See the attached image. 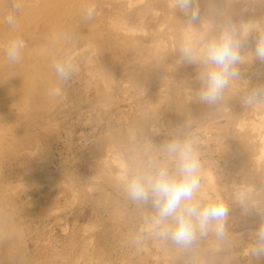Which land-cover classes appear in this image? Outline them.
<instances>
[{
    "label": "rangeland",
    "instance_id": "obj_1",
    "mask_svg": "<svg viewBox=\"0 0 264 264\" xmlns=\"http://www.w3.org/2000/svg\"><path fill=\"white\" fill-rule=\"evenodd\" d=\"M123 1L80 0V6H83L85 10L93 9V16L91 19H86V12L83 13L84 17L76 22L78 37L64 35L59 44L51 47L49 52L44 54L45 56L39 57V61H43L41 62L43 71L50 77L47 82H41V84L39 82L40 88L30 86L27 82L29 78L25 79L26 76L22 78L21 85L16 84L17 87L10 82L0 83V107L5 104V107L2 105L1 109L8 112V115H0V121L2 120L0 142H3L1 145L4 150L0 151L2 162H0V181L2 182H0V264H177V262L178 264H200L201 258L197 257L200 256L198 255L200 245L206 246L209 252L214 251V254L231 249L244 263L249 261L250 256L246 252L249 244H246L250 243L253 232L261 222H264V219L260 217L264 213V176L259 177L261 171L254 165L249 166L246 176L240 174L230 154L231 149L241 142L247 132L250 134L254 132L252 121L248 124L249 128L248 125L240 128L237 125L228 124L233 109L219 104L201 103L197 97L201 66L198 63L185 61L181 57L180 49L183 44H192L193 41L195 44L192 45L199 47L205 38L217 34L228 19L233 18L234 22L239 23L237 18L243 13L255 15L257 10L251 1L245 0H195L200 9V21L190 24L189 18L175 9V0L171 2L170 0H143L142 2L138 0L139 4L135 0H133L134 4L132 0ZM21 2L22 0H0L2 27L7 24L6 19L9 15L16 18L18 12L16 5L20 6ZM235 11L236 15L233 14ZM127 17L129 22L125 19ZM145 18L150 19L151 22ZM203 18L209 24H204ZM133 20L137 21L133 22ZM133 24L140 26L134 25V27ZM129 25L131 31L128 30ZM187 26L189 30H184ZM255 29L258 33H264L263 21ZM182 31L185 33L182 34ZM8 39L9 37L6 36L0 42V61L2 62L0 68H7L10 73H14L21 66L17 62L8 63L6 60L4 46ZM126 39L129 41L127 42ZM87 41L92 45L95 42L96 47L88 44L91 47L89 48L86 45ZM84 48L89 49L83 51ZM98 51L101 52L98 53ZM100 59L102 60L99 61ZM59 60H68L76 67V71L67 81L61 80L54 71V64ZM153 60H155L154 63ZM147 62L148 65H146ZM22 63L24 62L21 61ZM88 69L92 72L87 71ZM110 71L113 73H109ZM101 72L104 73L103 78ZM97 73H100L101 78ZM111 80L115 81L111 82ZM108 84L111 87L108 88ZM10 88H13L12 91ZM57 89H59V95L55 94ZM228 90L234 91L229 87L224 93ZM22 98L26 99L23 101ZM152 98H155L154 101ZM22 105L30 108L25 106L22 112H17V110L21 111ZM8 108L11 109L8 111ZM9 114L13 116L9 117ZM17 114L22 118H19ZM35 119L38 122L34 121ZM13 121L19 122V125L16 123L18 125L16 126ZM3 124L9 125L6 131ZM28 127H32L31 130ZM19 128L22 131L18 130ZM14 129L17 130L15 135L18 132L21 134L15 137L12 133ZM176 135L196 137L202 172L203 170L207 172L206 174L201 172L202 195L206 198L219 197L230 210L227 218V236L229 237L226 236L218 242V239L210 234L208 237L212 238V243L211 239L207 240V237L206 241L205 238L199 239L200 241L197 242L200 243H196L195 248L192 249L195 251H188L190 254L195 252L197 255L194 258L192 254L193 259L189 257L190 254L188 255L192 261L189 258L185 261L186 258H183L185 252H180L182 250L173 245L174 249L170 242L162 241L151 230L149 231L147 226L145 227V218L150 208L132 202L124 192V178L125 173L129 171L128 165L131 164L132 168L158 155L156 149ZM34 136L39 137L40 140ZM30 138L33 140H29ZM4 140H8L11 146L4 144L6 142ZM33 141L36 142L35 147ZM108 145L112 147V150L118 148L117 152L124 157L118 153L117 155L116 150L109 151L111 148ZM114 145H116L115 148H113ZM6 146H9L8 151H5ZM126 161L131 163L126 164L128 163ZM91 162H93L92 165ZM93 164L96 165L93 166ZM207 165L213 171H208ZM109 176L113 179H110V182ZM214 176H217L216 179ZM214 182L216 185L219 184V187L215 186ZM248 185L250 188H247ZM218 189L220 191H217ZM74 190L76 195L72 194ZM241 197L244 198V203L250 210L248 214L242 212L239 199ZM127 198L129 201L126 200ZM123 210L125 213L121 212ZM116 211L121 212L122 215L118 214V216L119 212ZM115 213L117 216L114 215ZM107 218L114 219L111 222L109 219L110 223H108ZM256 218L260 220L256 221ZM111 223L114 224V228L110 225ZM108 234H111V238ZM162 244L163 246L160 247ZM224 247L227 248L224 250ZM160 254H162L161 258ZM136 256H139L140 261Z\"/></svg>",
    "mask_w": 264,
    "mask_h": 264
},
{
    "label": "clouds",
    "instance_id": "obj_2",
    "mask_svg": "<svg viewBox=\"0 0 264 264\" xmlns=\"http://www.w3.org/2000/svg\"><path fill=\"white\" fill-rule=\"evenodd\" d=\"M16 5V10H19ZM175 9L189 18L190 24L200 21V9L195 0H175ZM93 9L86 10V19H91ZM7 24L18 31L14 16L9 15ZM26 41L13 36L4 46L8 63L21 59ZM251 48L253 60L264 63V33L252 27V21L231 19L225 21L220 31L205 38L199 47L190 43L181 46L185 61L198 63L200 88L198 100L207 105H217L224 99V92L240 78L239 65L244 62L242 53ZM56 75L67 81L76 67L68 60L54 64ZM59 95V89L56 90ZM248 107L264 104V84L250 86L242 97ZM158 155L129 169L124 178L128 198L140 206L150 208L146 216L147 227L164 242L189 251L197 241L210 234L218 240L226 238L229 207L219 197L202 195V163L197 140L191 136L176 135L156 149ZM244 214L250 212L240 198ZM247 254L257 260L264 258V222L254 232Z\"/></svg>",
    "mask_w": 264,
    "mask_h": 264
},
{
    "label": "bare ground",
    "instance_id": "obj_3",
    "mask_svg": "<svg viewBox=\"0 0 264 264\" xmlns=\"http://www.w3.org/2000/svg\"><path fill=\"white\" fill-rule=\"evenodd\" d=\"M117 1H119V0H117ZM123 1V0H122ZM131 1V0H130ZM135 1H137V3H138V0H135ZM134 1V2H135ZM143 0H140L139 2H142ZM148 1V0H147ZM245 1H247V2H249V1H251V3L255 6V10H257L256 12V14L254 15H250V14H248V13H243L239 18H237V21L238 22H240L241 20H244V21H252V27L253 28H257L258 26H259V23L261 22V21H263V24H264V0H245ZM123 2H125V0L123 1ZM133 4H134V2H133V0L131 1ZM130 2V3H131ZM170 2H171V0H170ZM221 2V1H220ZM147 3V2H146ZM173 3H174V1H173ZM139 4V3H138ZM218 4V3H217ZM247 4V3H246ZM77 5V6H76ZM81 5V2H80V0H22V2L20 3V7H19V10H18V12H17V16H16V21H17V24H18V28H19V30L18 31H14L9 25H7V24H5V25H3V27L0 25V42L1 41H3V38H5L6 36H8L9 38H11V37H13V36H17V37H20V38H22L24 41H26V47H25V49L23 50V52H22V56H21V59L17 62V64H19V66H21V68L17 71V72H14V73H10L9 72V70L6 68V69H4L3 67L2 68H0L1 70H0V83H8V82H10V83H12L13 85H14V87H17L16 86V84L17 85H21L20 83H22L23 81V77L24 76H26L25 77V79H27V78H29V80L27 81L28 83H29V85L30 86H36V87H39L40 88V86H39V82H40V84H41V82L43 83V82H47L48 80H49V75H47V73L46 72H44L43 71V68L41 67L42 66V64H41V62H43V61H39L40 60V58H41V56H43L45 53H47V52H49V50H50V48L51 47H53V46H55V45H57V44H59V41L61 40V38L64 36V35H69V37H78V35H79V31L76 29V22L78 21V20H80V19H82L84 16H82V14L83 13H85L86 12V10H85V8L82 6H80ZM120 6V5H119ZM135 7H136V5H134ZM146 6H147V4H146ZM170 6H171V4H170ZM218 6V5H217ZM151 8V7H150ZM171 8V7H170ZM144 10H145V8H144ZM149 10H151V9H149ZM153 10V9H152ZM126 11V10H125ZM138 11H139V8H138ZM245 11V10H244ZM250 11V10H249ZM254 11V10H253ZM140 12V11H139ZM149 11H147V13H148ZM136 13H137V11H136ZM141 13V12H140ZM236 11L235 12H233V14H235L236 15ZM142 14V13H141ZM144 14V13H143ZM132 15V14H131ZM145 15V14H144ZM144 15H142V17L144 16ZM138 16V15H137ZM141 16V15H140ZM147 16H150V15H147ZM153 16V15H152ZM151 16V17H152ZM160 16V15H159ZM132 17V16H131ZM131 17H130V19H131ZM139 17V16H138ZM138 17H136V18H138ZM157 17H158V15H157ZM112 18V17H111ZM123 18H124V15H123ZM133 18H135V16L133 17ZM153 18H154V16H153ZM160 18V17H159ZM172 17H170V19H171ZM118 19V18H117ZM122 19V18H121ZM126 20L128 19V17L127 18H125ZM125 19H124V21H125ZM138 19H140V18H138ZM146 19V18H145ZM149 19V18H148ZM155 19V18H154ZM99 20V19H98ZM113 20V19H112ZM132 20V19H131ZM142 20H143V18H142ZM147 20V19H146ZM150 20V19H149ZM149 20H147L148 22H151V21H149ZM232 20H233V18H232ZM120 21H122V20H120ZM120 21H118L119 23H120ZM137 20H133V22H136ZM127 22H129L128 20H127ZM139 22H141V21H139ZM138 22V24H140ZM143 22V21H142ZM141 22V23H142ZM112 23V22H111ZM125 23H126V21H125ZM131 23H132V21H131ZM155 23H156V20H155ZM203 23L204 24H209V22L208 21H206L205 20V18H203ZM117 24V23H116ZM130 24V23H129ZM138 24H133V26L135 25H138ZM151 24V23H150ZM163 24V23H162ZM123 26H124V23L122 24ZM149 25V24H148ZM125 26H127L126 24H125ZM130 26V25H129ZM134 26V27H135ZM138 26H140V25H138ZM143 26V25H142ZM190 26V25H189ZM134 27H132V28H134ZM191 27V26H190ZM211 27V26H210ZM115 28V27H114ZM129 28H131V26L130 27H128V30H129ZM150 28V27H149ZM208 28V30H209V27H207ZM135 29V28H134ZM141 29H143L142 27H141ZM126 30V29H125ZM138 30V29H137ZM184 30H189L188 29V26L187 27H185V29ZM183 30V31H184ZM121 31V30H120ZM129 31H131V30H129ZM135 31V30H134ZM139 31H141L140 30V28H139ZM182 31V34L183 33H185V32H183ZM122 32V31H121ZM124 32V31H123ZM146 32V31H145ZM144 32V33H145ZM2 33V34H1ZM117 33V32H116ZM119 33V32H118ZM126 33H127V31H126ZM132 33H133V29H132ZM131 33V34H132ZM125 34V33H124ZM134 34H136L135 32H134ZM139 34V33H138ZM191 34V33H190ZM189 34V35H190ZM71 35V36H70ZM144 35V34H143ZM154 35V34H153ZM166 35V34H165ZM192 35H195V34H192ZM4 36V37H3ZM181 36V35H180ZM193 37V36H192ZM191 37V38H192ZM122 38H124V37H122ZM191 38H189V39H191ZM195 38V37H194ZM68 39V38H67ZM88 39V38H87ZM162 39V38H161ZM193 39V38H192ZM194 40V39H193ZM126 41H127V39H126ZM129 41V40H128ZM127 41V42H128ZM196 41V40H195ZM88 42V41H87ZM123 42H125V41H123ZM95 43V42H94ZM93 43V45H95ZM126 43V42H125ZM145 43V42H144ZM144 43H143V45H144ZM167 43V42H166ZM193 43L195 44V42L193 41ZM192 43V44H193ZM88 44H90V46L92 45V43H90V42H88L86 45L88 46ZM130 44V43H129ZM151 44V43H150ZM92 45V46H93ZM125 45V44H124ZM142 45V46H143ZM85 46V45H84ZM90 46H88L89 48H91ZM133 46V45H132ZM135 46V45H134ZM148 46H151V45H148ZM147 46V48H150V47H148ZM156 46V45H155ZM168 46V45H167ZM194 46V45H193ZM196 46V45H195ZM95 47H96V45H95ZM146 47V46H145ZM83 48V47H82ZM88 48V49H89ZM157 48V47H156ZM169 48V47H168ZM87 49V50H88ZM96 49V48H95ZM95 49H93V50H95ZM136 49V48H135ZM153 49H154V47H153ZM165 49V48H164ZM171 49H172V47H171ZM84 50H86L85 48L83 49V51ZM86 50V51H87ZM91 50V49H90ZM151 50V49H150ZM149 50V51H150ZM77 51V50H76ZM156 51V50H155ZM93 52V51H92ZM101 52V51H100ZM99 51H98V53H100ZM144 53V52H143ZM74 54V53H73ZM76 54V53H75ZM74 54V55H75ZM95 54V53H94ZM130 54V53H129ZM46 55V54H45ZM44 55V56H45ZM138 55H140V53L138 54ZM138 55H137V57H138ZM242 55L244 56V62L241 64V66L239 67V71H240V78L239 79H237V80H235L232 84H231V88H233L234 89V91L233 92H230L229 90L226 92V93H224V99L222 100V102H220L219 103V105H224L226 108H231V109H233L232 110V112H231V117H230V121L228 122V124H231V125H237L238 127H240V128H244V127H246L249 123H250V121H252V125H253V130H254V132L252 133V134H250L249 132H247V134H245L244 135V138L241 140V142L239 143V144H237V145H235L234 146V148H232L231 149V151H232V153L230 154V158H231V160H233V158H234V164L239 168V172H240V174H242V175H247V173H248V168H249V166H256V168L257 169H260V176L259 177H261V176H264V130H263V128H264V104H257V105H253V106H251V107H248V106H246V105H244L243 103H242V97L245 95V93H246V91L248 90V88L250 87V86H255L256 84H264V63H262V62H260V61H257V60H253V57H252V55H251V48L249 47V48H246L245 50H244V52L242 53ZM73 56V55H72ZM40 57V58H39ZM96 57L98 58V56L96 55ZM140 57V56H139ZM182 57V56H181ZM71 58V57H70ZM89 58V57H88ZM94 58V57H93ZM92 58V59H93ZM143 58V57H142ZM183 58V57H182ZM90 59H91V57H90ZM99 59V58H98ZM140 59V58H139ZM152 59V58H151ZM154 59V58H153ZM95 60V59H94ZM92 61L93 63L95 62V61ZM102 59H100L99 61H101ZM21 61L22 62H24V63H22L21 64ZM98 61V62H99ZM142 61H144L143 59H142ZM154 61L155 60H153V63H154ZM20 62V63H19ZM2 62L0 61V64H1ZM89 63H91V62H89ZM92 63V64H93ZM134 63V62H133ZM142 63V62H141ZM151 63V62H150ZM152 63V64H153ZM171 64V63H170ZM98 65H102V64H99L98 63ZM144 65V64H143ZM146 65H148V62H147V64ZM196 65V64H195ZM93 66V65H92ZM103 66V65H102ZM135 66V65H134ZM145 66V65H144ZM150 66V65H149ZM200 66V65H199ZM155 67H157V66H155ZM184 67H186V66H184ZM142 68V67H141ZM92 69V68H91ZM91 69L89 70H87V71H89L90 73L92 72L91 71ZM154 69V68H153ZM164 69V68H163ZM163 69H161V71L163 70ZM95 70H99V69H95ZM101 70V69H100ZM102 70H103V68H102ZM138 70V69H137ZM150 70H151V68H150ZM146 71V70H145ZM152 71V70H151ZM160 71V70H159ZM160 71V72H161ZM179 71V70H178ZM183 71V70H182ZM98 72V71H97ZM157 72V71H156ZM183 72H185V71H183ZM109 73H113V72H109ZM179 73V72H178ZM177 73V74H178ZM181 73V72H180ZM89 74V73H88ZM100 74V73H99ZM99 74L97 73V75L99 76ZM104 73H102L101 72V75H102V78L104 77V75H103ZM183 74V73H182ZM189 74V73H188ZM81 75H83V74H81ZM106 75V74H105ZM128 75V74H127ZM132 75H134V74H132ZM192 76V75H191ZM81 77H83V76H81ZM93 77V76H92ZM100 77V76H99ZM128 77V76H127ZM148 77V76H147ZM190 77V76H189ZM188 77V78H189ZM101 78V77H100ZM99 78V79H100ZM169 78V77H168ZM88 79V78H87ZM111 79H113V77L111 78ZM121 79V78H120ZM91 80H93V78H91ZM103 80H105V79H103ZM107 80V79H106ZM169 80V79H168ZM87 81V80H86ZM85 81V82H86ZM96 81H97V79H96ZM112 81H115V80H111V82ZM185 81V80H184ZM188 81V80H187ZM191 81V80H190ZM99 82H100V80H99ZM103 82V81H102ZM126 82V81H125ZM91 83V82H90ZM104 83V82H103ZM154 83V82H153ZM169 83V82H168ZM185 83V82H184ZM96 84H97V82H96ZM110 84V83H109ZM109 84H108V88L109 87H111V86H109ZM151 84V83H150ZM55 85V84H54ZM92 85V84H91ZM105 85H106V81H105ZM24 86H26V85H24ZM13 87V86H12ZM46 87V86H45ZM154 87V86H153ZM38 88V89H39ZM44 88V87H43ZM50 88V87H49ZM108 88H106V90L108 91ZM118 88V87H117ZM151 88V87H150ZM156 88V87H155ZM7 89V88H6ZM13 89V88H12ZM12 89L10 88V90L12 91ZM90 89V88H89ZM242 89V90H241ZM2 90H3V88H2ZM7 90H9V88L7 89ZM14 90H16V89H14ZM13 90V91H14ZM20 90V89H19ZM43 90V89H42ZM46 90V89H45ZM134 90V89H133ZM154 90V89H153ZM1 91V90H0ZM4 91V90H3ZM96 91V90H95ZM158 91H160V90H158ZM240 91V92H239ZM4 92H6L7 93V91H4ZM8 92H10V91H8ZM19 92V91H18ZM17 92V93H18ZM33 92H35V91H33ZM13 93V92H12ZM159 93V92H158ZM241 93V94H240ZM3 94V93H2ZM1 94V95H2ZM7 94H9V93H7ZM6 94V95H7ZM149 94H151V93H149ZM161 94V93H160ZM15 95V94H14ZM20 95V94H19ZM18 95V96H19ZM31 94H29V96H30ZM43 95V94H42ZM96 95V94H95ZM196 95V94H195ZM2 96H4V95H2ZM8 96V95H7ZM17 96V97H18ZM28 96V95H27ZM26 96V97H27ZM29 96L27 97V99H29ZM32 96V95H31ZM25 97V96H24ZM148 97H149V95H148ZM152 97V96H151ZM5 98V97H4ZM9 98V97H8ZM10 98H12V97H10ZM9 98V99H10ZM95 98H96V96H95ZM150 98V97H149ZM19 99V98H18ZM24 99H26V98H24ZM24 99L22 98V100L24 101ZM154 99L155 98H152V100L154 101ZM31 100V99H30ZM34 100H35V98H34ZM149 100V99H148ZM19 101V100H18ZM17 101V102H18ZM21 101V100H20ZM33 101V100H32ZM103 101V100H102ZM16 102V103H17ZM25 102H26V100H25ZM30 102V101H29ZM45 102H46V100H45ZM54 102V101H53ZM159 102V101H158ZM162 102H163V99H162ZM14 103V102H13ZM13 103H11L12 105H13ZM16 103H14V104H16ZM58 103V102H57ZM155 103V102H154ZM157 103V102H156ZM228 103V104H227ZM7 104V103H6ZM102 104V103H101ZM159 104V103H158ZM158 104H157V106H158ZM3 105V104H2ZM2 105H1V107H2ZM26 105H27V102H26ZM25 105V106H26ZM50 105H51V103H50ZM95 105V104H94ZM4 107H5V104L3 105ZM25 106H20V107H22L21 108V111H18L17 110V112H22V109H24L25 108ZM28 106V105H27ZM26 106V107H27ZM43 106V105H42ZM151 106H153V105H151ZM157 106H155V107H157ZM1 107H0V115H6L8 112L7 111H4V110H2L1 109ZM44 107V106H43ZM144 107V106H143ZM171 107V106H170ZM16 108V107H15ZM17 108H19V107H17ZM27 108H30V107H27ZM153 109H154V107H152ZM223 108V107H222ZM9 109H11V108H8V111H9ZM53 109V108H52ZM55 109V108H54ZM206 109V108H205ZM19 110H20V108H19ZM143 110V109H142ZM169 110H170V108H169ZM172 110V109H171ZM11 111V110H10ZM15 111V110H14ZM26 111V110H25ZM32 111H33V109H32ZM139 111V110H138ZM137 111V112H138ZM16 111H15V113L14 114H16L17 113ZM42 112H43V110H42ZM47 112V111H46ZM46 112H44V113H46ZM135 112H136V110H135ZM149 112V111H148ZM23 113H25L24 111H23ZM11 114H13V113H11ZM11 114H9V117H12L13 115H11ZM47 114V113H46ZM8 115V114H7ZM11 115V116H10ZM18 115V114H17ZM19 115H20V113H19ZM18 115V117L19 118H22L21 116H19ZM48 115V114H47ZM26 116V115H25ZM24 116V117H25ZM135 116H137V114L135 115ZM143 116H144V114H143ZM3 117V116H2ZM14 117H16V116H14ZM26 117H28V116H26ZM17 118V117H16ZM15 118V119H16ZM257 118V120H255ZM8 119V118H7ZM9 120H10V118H9ZM23 120V119H22ZM25 120V119H24ZM37 119H35L34 121H36ZM44 120H46V118L44 119ZM2 121V120H1ZM0 121V122H1ZM12 121V120H11ZM20 121V120H19ZM42 121V120H41ZM6 122V121H5ZM14 122V121H13ZM36 122H38V121H36ZM39 122H40V119H39ZM130 122V121H129ZM136 122V121H135ZM15 123V125L16 126H18L19 125V122H17V121H15L14 122ZM18 125H17V124ZM10 124V123H9ZM49 124V123H48ZM47 124V126H49ZM1 125V124H0ZM4 125V124H3ZM2 125V126H3ZM13 125V124H12ZM11 125V126H12ZM15 125H13V126H15ZM24 125V124H23ZM22 125V126H23ZM57 125V124H56ZM195 125V124H194ZM9 126V125H8ZM8 126H5L4 125V129H5V131H6V128L8 127ZM153 126V125H152ZM185 126H187V125H185ZM184 126V127H185ZM13 128H15V127H13ZM13 128H12V130H13ZM29 128V127H28ZM32 128V127H31ZM31 128H29L30 130H31ZM193 128H194V126H193ZM248 128H249V125H248ZM1 129H2V127H1ZM4 129H2L3 131H4ZM17 129V128H16ZM142 129V128H141ZM183 129V128H182ZM192 129V128H191ZM246 129V128H245ZM7 130H10L11 131V129H7ZM18 130H21L20 128L18 129ZM47 130V129H46ZM152 130V129H151ZM153 130H154V128H153ZM159 130V129H158ZM248 130V129H247ZM22 131V130H21ZM129 131V130H128ZM127 131V132H128ZM2 132V131H1ZM0 132V133H1ZM9 132V131H8ZM17 132V130L15 131V129H14V132H12V133H14V136L16 137V135L17 134H21V133H17L16 135H15V133ZM35 132H37V131H35ZM6 133V132H5ZM9 133H11V132H9ZM140 133V132H139ZM228 133V132H227ZM138 134V133H137ZM1 135V134H0ZM4 135V134H3ZM6 135V134H5ZM107 135V134H106ZM7 136V135H6ZM5 136V137H6ZM9 136V135H8ZM11 136V135H10ZM40 136V135H39ZM0 137H2V136H0ZM35 137V136H34ZM218 137H220V136H218ZM8 138H10V137H8ZM7 138V139H8ZM33 138V137H32ZM36 138V137H35ZM133 138V137H132ZM140 138V137H139ZM149 138V137H148ZM196 138V137H195ZM4 139V138H3ZM13 139H15V138H13ZM36 139H39V137L38 138H36ZM134 139H136V137L134 138ZM201 139V138H200ZM2 140V139H1ZM16 140V139H15ZM29 140H31V138L29 139ZM33 140V139H32ZM31 140V141H32ZM40 140V139H39ZM38 140V141H39ZM99 140V139H98ZM155 140V139H154ZM4 141H6L4 144H10V142L8 141V140H4ZM7 141L9 142V143H7ZM20 141V140H19ZM31 141H30V143H31ZM218 141V140H217ZM149 142V141H148ZM3 143V142H2ZM1 142H0V151L2 152V151H4L3 150V146L1 145L2 144ZM13 143V142H12ZM34 143H36L35 141H33V145H34V147H35V145L36 144H34ZM133 143V142H132ZM238 143V142H237ZM112 145H113V142L111 143ZM116 144V143H115ZM26 145V144H25ZM101 144H99V146H100ZM10 146H11V144H10ZM13 146V145H12ZM105 145H103V147H104ZM109 147H110V145H108ZM7 148L5 149V151H8V148H9V146H6ZM33 147V148H34ZM102 147V148H103ZM116 147V145H114V147L113 148H115ZM118 147V146H117ZM229 147V146H228ZM11 148V147H10ZM27 148V147H26ZM108 148V147H107ZM111 149H109V151L110 150H112V147H110ZM139 148V147H138ZM211 148H212V146H211ZM12 149V148H11ZM28 149V148H27ZM118 149V148H117ZM117 149H113L112 151H114V150H116L115 152H116V154L118 153L117 152ZM24 150V149H23ZM30 150H32V149H30ZM34 150V149H33ZM32 150V151H33ZM108 150V149H107ZM119 150V149H118ZM103 151V150H102ZM108 152V151H107ZM128 152V151H127ZM105 153H106V151H105ZM7 154H8V152H7ZM120 156H122V157H124V155H122L121 153H118ZM117 154V155H118ZM23 155H24V152H23ZM23 155H21V156H23ZM139 155V154H138ZM146 155V154H145ZM16 156V155H15ZM14 156V157H15ZM95 156V155H94ZM3 157H5V156H3ZM96 157V156H95ZM106 157V156H105ZM140 156H138V158H139ZM213 157V156H212ZM16 158V157H15ZM97 158H100V157H97ZM143 158H144V155H143ZM214 158V157H213ZM132 159V158H131ZM7 160V159H6ZM5 160V161H6ZM11 160V159H10ZM126 160H128L127 158H126ZM144 160V159H143ZM202 160H204V159H202ZM205 160H206V158H205ZM208 160V159H207ZM8 161V160H7ZM215 161V160H214ZM213 161V162H214ZM1 162V161H0ZM96 162H98V161H96ZM122 162V161H121ZM126 162H128V161H126ZM133 162V161H132ZM210 162V161H209ZM223 162V161H222ZM2 163V162H1ZM0 163V164H1ZM19 163V162H18ZM92 163L93 162H91V165H92ZM95 163V162H94ZM99 163V162H98ZM129 163H131V162H128V163H126V164H129ZM122 164V163H121ZM205 164V163H204ZM203 164V165H204ZM10 165V164H9ZM8 165V166H9ZM94 165H96V164H93V166ZM98 165V164H97ZM120 165V164H119ZM131 165V164H130ZM130 165H128V168L130 169L131 168V166ZM206 165V164H205ZM127 166V165H126ZM98 167V166H97ZM132 167H134V166H132ZM207 167H208V165H207ZM207 167H206V169H207ZM123 168V167H122ZM210 167H208V169H209ZM97 169V168H96ZM127 169V168H126ZM128 169V170H129ZM211 169H212V167H211ZM105 170V169H104ZM119 170H120V168H119ZM127 170V171H128ZM231 170V169H230ZM101 171V170H100ZM106 171V170H105ZM113 171V170H112ZM123 171V170H122ZM208 171H213V170H208ZM232 171V170H231ZM117 172V171H116ZM124 172V171H123ZM126 172V171H125ZM202 172V171H201ZM215 172H216V170H215ZM225 172V171H224ZM97 173V172H96ZM100 173V172H99ZM112 173V172H111ZM203 174H206L207 172H205L204 170H203V172H202ZM209 173H211V172H209ZM214 173V172H213ZM213 173H211V174H213ZM219 173V172H218ZM217 173V176L219 175ZM98 174V173H97ZM109 175H110V172L108 173ZM114 174V173H113ZM119 174V173H118ZM221 174V173H220ZM104 175V174H103ZM112 175V174H111ZM125 175H126V173H125ZM202 175V174H201ZM209 176V175H208ZM216 176V177H217ZM224 176V175H223ZM100 177H102V176H100ZM105 177V176H104ZM112 177V176H111ZM124 177V176H123ZM215 177V176H214ZM216 177H215V179H216ZM218 177H220V176H218ZM61 178V177H60ZM202 178V177H201ZM234 178V177H233ZM258 178V177H257ZM104 179H106V178H104ZM110 179L111 180H113L112 178H110V176H109V182H110ZM206 179V178H205ZM218 179V178H217ZM220 179V178H219ZM213 180V179H212ZM236 180V179H235ZM234 180V181H235ZM5 181V180H4ZM34 181H35V179H34ZM60 181V180H59ZM217 181V180H216ZM215 181V182H216ZM1 182V181H0ZM6 182V181H5ZM61 182V181H60ZM206 182V181H205ZM204 182V183H205ZM214 182V183H215ZM255 182V181H254ZM2 183V182H1ZM108 183V182H107ZM248 183V182H247ZM66 184V183H65ZM111 184V183H110ZM4 185V184H3ZM60 184H58V186H59ZM240 185V184H239ZM63 186H65L64 184H63ZM67 186V185H66ZM70 186V185H69ZM96 186V185H95ZM119 186V185H118ZM215 186H218L219 187V184H217L216 185V183H215ZM214 186V187H215ZM224 186V185H223ZM229 186V185H228ZM240 186H242V185H240ZM244 186V185H243ZM71 187V186H70ZM120 187H122V186H120ZM249 187V185L247 186V188ZM1 188V187H0ZM4 188V187H3ZM2 188V189H3ZM57 188V187H56ZM63 188V187H62ZM69 188V187H68ZM67 188V189H68ZM93 188V187H92ZM115 188V187H114ZM250 188V187H249ZM216 189H217V187H216ZM220 189V188H219ZM217 190V191H220V190ZM251 189H253V187H251ZM250 189V190H251ZM57 190H59V189H57ZM79 190V189H78ZM101 190V189H100ZM102 190H104V189H102ZM123 190V189H122ZM248 190V189H247ZM76 190H74L73 191V193L72 194H74V192H75ZM98 191V190H97ZM59 192V191H58ZM57 192V193H58ZM67 192H68V190H67ZM94 192H95V190H94ZM125 192V191H124ZM209 192V191H208ZM252 192V191H251ZM69 193H70V191H69ZM239 193V192H238ZM121 194V193H120ZM219 194V193H218ZM74 195H76V193L74 194ZM127 195V194H126ZM209 195V194H208ZM220 195V194H219ZM58 196V195H57ZM71 196V195H70ZM123 196V195H122ZM59 197V196H58ZM79 197V196H78ZM77 197V198H78ZM112 197V196H111ZM206 197V196H205ZM123 198H124V196H123ZM125 198H126V196H125ZM250 198V197H249ZM254 198V197H253ZM71 199H74V198H71ZM111 199V198H110ZM238 199V198H237ZM240 199V198H239ZM104 200H105V198H104ZM126 200H128V198L126 199ZM253 200V199H252ZM39 201V203H40V200H38ZM46 201V200H45ZM51 201V200H50ZM107 201V200H106ZM105 201V202H106ZM115 201V200H114ZM113 201V202H114ZM121 201V200H120ZM129 201V200H128ZM264 201V200H263ZM47 203V202H46ZM49 203V202H48ZM100 203V202H99ZM107 203V202H106ZM117 203V202H116ZM252 203V202H251ZM113 204V203H112ZM112 204H111V206H112ZM51 205V204H50ZM49 205V206H50ZM59 205V204H58ZM81 205V204H80ZM120 205H122V204H120ZM107 206V205H106ZM109 206V205H108ZM51 207V206H50ZM70 207V206H69ZM77 207V206H76ZM89 207V206H88ZM117 207H118V205H117ZM137 207V206H136ZM52 208V207H51ZM61 208V207H60ZM82 208V207H81ZM84 208V207H83ZM94 208V207H93ZM96 208V207H95ZM125 208V207H124ZM44 209H46V208H44ZM47 209H48V207H47ZM73 209V208H72ZM90 209H92V208H90ZM116 209V208H115ZM118 209V208H117ZM139 209V208H138ZM144 209V208H143ZM89 210V209H88ZM94 210H96V209H94ZM99 210V209H98ZM122 210V209H121ZM236 210V209H235ZM262 210V209H261ZM52 211V210H51ZM104 211H105V209H104ZM120 211V210H119ZM119 211H116V212H119ZM125 210H123V211H121V212H124ZM142 211V210H141ZM46 212H48V211H46ZM121 212H119V213H117V215L119 214V215H122L121 214ZM84 213H86V212H84ZM90 213H92V212H90ZM94 213V212H93ZM97 213V212H96ZM106 213H107V211H106ZM125 213V212H124ZM143 213V212H142ZM239 213H241V212H239ZM95 214V213H94ZM141 214V213H140ZM102 215H104V214H102ZM110 215H112V214H110ZM114 215H116V213L114 214ZM116 215V216H117ZM118 215V216H119ZM143 215V214H142ZM94 217L96 216V215H93ZM251 216H253V215H251ZM98 217V216H97ZM102 217V216H101ZM142 217H144V216H142ZM255 217V216H254ZM260 217H262L263 219H264V213L263 214H261L260 215ZM100 218V217H99ZM104 218V217H103ZM115 218V217H114ZM114 218H112V220L114 219ZM120 218V217H119ZM91 219H92V217H91ZM94 219V218H93ZM96 219V218H95ZM110 219V218H109ZM109 219L107 218V220H108V223H110L112 220L110 219V222H109ZM251 219H253L252 217H251ZM255 219V218H254ZM257 219V218H256ZM98 220V219H97ZM258 220H260V219H257L256 221H258ZM262 220V219H261ZM96 221V220H95ZM102 221H105V220H102ZM146 221V220H145ZM250 221H252V220H250ZM255 221V222H256ZM92 222V221H91ZM138 222V221H137ZM100 223H101V220H100ZM106 223V222H105ZM107 223V224H108ZM98 224V223H97ZM119 224V223H118ZM117 224V225H118ZM144 224V223H143ZM233 224V223H232ZM231 224V225H232ZM252 224V223H251ZM112 227H113V225L114 224H110ZM145 225V224H144ZM253 225H254V223H253ZM91 226V225H90ZM95 226V225H94ZM98 226V225H97ZM108 226H109V224H108ZM147 225H145V227H146ZM117 227V226H116ZM228 227V226H227ZM91 228V227H90ZM114 228V227H113ZM112 228V229H113ZM104 229V228H103ZM131 229V228H130ZM145 229V228H144ZM231 229H233V228H231ZM107 230H109V228L107 229ZM115 230V229H114ZM255 230V229H254ZM257 230V229H256ZM116 231H117V229H116ZM140 231H142V230H140ZM149 231H150V229H149ZM233 231V230H232ZM114 232V231H113ZM132 232H133V230H132ZM131 232V233H132ZM247 232V231H246ZM249 232V231H248ZM251 232V231H250ZM116 233V232H115ZM141 233V232H140ZM254 233V232H253ZM135 234V233H134ZM138 234V233H137ZM136 234V235H137ZM151 234V233H150ZM228 234H230V233H228ZM109 235V234H108ZM107 235V236H108ZM250 235H251V233H250ZM111 236V234L109 235V237ZM131 236V235H130ZM152 236V235H151ZM154 236V235H153ZM227 236V235H226ZM238 236V235H237ZM227 237H229V235L227 236ZM111 238V237H110ZM110 238H108V239H110ZM157 238V237H156ZM208 239L207 240H210L211 241V243H212V238H209V237H207ZM215 239V238H214ZM228 239V238H227ZM226 239V240H227ZM231 239V238H230ZM237 239V238H236ZM102 240V239H101ZM159 240V239H158ZM216 240V239H215ZM244 240V239H243ZM109 241V240H108ZM107 241V242H108ZM111 241H112V239H111ZM136 242H140V241H137V240H135ZM143 241V240H142ZM155 241H156V239H155ZM200 241V240H199ZM202 241H204V240H202ZM205 241H206V238H205ZM222 241V240H221ZM225 241V240H224ZM228 241V240H227ZM239 241V240H238ZM218 242H219V240H218ZM251 242V241H250ZM97 243V242H96ZM147 243V242H146ZM152 243V242H151ZM150 243V244H151ZM155 243V242H154ZM169 243V242H168ZM200 243V242H199ZM198 242H197V244H199ZM214 243V242H213ZM110 244H111V242H110ZM134 244V243H133ZM137 244V243H136ZM143 244V243H142ZM161 244V243H160ZM249 243H247L246 245H248ZM141 245V244H140ZM206 245V244H205ZM230 245H232V244H230ZM230 245H228L229 247H231ZM236 245V244H235ZM87 246H89V245H87ZM112 246V245H111ZM143 246V245H142ZM154 246V245H153ZM161 246H163V244L162 245H160V247ZM169 246H170V244L168 245V248H169ZM172 247H173V245H171ZM217 246V245H216ZM224 246V245H223ZM226 246V245H225ZM233 246V245H232ZM242 246V245H241ZM136 247H137V245H136ZM165 247H166V245H165ZM164 247V248H165ZM211 247H212V244H211ZM210 247V248H211ZM214 247H215V245H214ZM99 248V247H98ZM112 248V247H111ZM143 248V247H142ZM174 248V247H173ZM195 248V245H194V247L192 248V249H194ZM209 248V249H210ZM217 248V247H216ZM227 247H224V250L226 249ZM233 248V247H232ZM246 248V247H245ZM244 248V249H245ZM166 249V248H165ZM175 249V248H174ZM178 249V248H177ZM190 250V251H195V250ZM138 250H139V248H138ZM218 250V249H217ZM247 250V249H246ZM81 251V250H80ZM189 251V252H190ZM197 251V250H196ZM210 250H208V248H206V246H201L200 245V250H199V252H198V255H200V256H197L196 254H195V252L193 253H188V251H184V250H182V251H180V252H185V256H184V253H183V256L182 255H179V256H182L183 258H186V259H184L185 261L186 260H188V258L189 257H193V255L192 254H194V258H196L195 257V255L197 256V257H199V258H201V261H199V259H194V260H197V261H199V263L201 264V262H202V264L203 263H205V264H264V258H262V259H259V260H257V259H255V258H253V257H250L249 258V261L248 262H246V263H244L236 254H235V252H234V250H227L226 249V252H222V253H218V254H214L213 252H209ZM222 251V250H221ZM243 251V250H242ZM241 251V252H242ZM79 252V251H78ZM145 252V251H144ZM144 252H143V254H144ZM176 252V251H175ZM188 254H187V253ZM247 252V251H246ZM86 253V252H85ZM178 253V252H177ZM177 253H171V254H173V255H175V254H177ZM79 254V253H78ZM139 254V256H140V253H138ZM163 254V253H162ZM162 254H160V258H161V255ZM168 254V253H167ZM182 254V253H181ZM191 255V256H189L188 257V255ZM137 255V254H136ZM142 255V254H141ZM165 255V254H164ZM169 255V254H168ZM178 255V254H177ZM139 256H136V257H138L137 259H138V261H140L139 260ZM157 256V255H156ZM244 256V255H243ZM151 257V256H150ZM165 257V256H164ZM166 257H167V255H166ZM175 257V260H176V256H174ZM181 258V257H180ZM191 258H189V259H191ZM246 258V257H245ZM136 259V258H135ZM179 259V258H178ZM193 259V258H192ZM192 259H191V261H192ZM83 260V259H82ZM146 260H147V258H146ZM145 260V261H146ZM174 260V261H175ZM193 260V261H194ZM167 261V260H166ZM165 261V262H166ZM177 261V260H176ZM179 261V260H178ZM181 262H182V259L180 260ZM179 261V262H180ZM190 261V260H189ZM190 261V263H192ZM246 261V260H245ZM188 262V261H187ZM198 263V262H197ZM177 264H178V262H177ZM188 264V263H187ZM196 264V263H195Z\"/></svg>",
    "mask_w": 264,
    "mask_h": 264
}]
</instances>
